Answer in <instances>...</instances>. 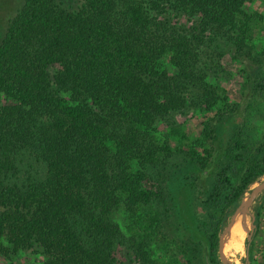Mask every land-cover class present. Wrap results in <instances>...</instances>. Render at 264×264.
<instances>
[{"label":"trees","instance_id":"obj_1","mask_svg":"<svg viewBox=\"0 0 264 264\" xmlns=\"http://www.w3.org/2000/svg\"><path fill=\"white\" fill-rule=\"evenodd\" d=\"M246 1L81 0L71 9L59 0L22 1L0 40V93L23 101L0 105V255L42 247L44 260L29 264H120L119 245L138 264H158L149 245L164 217L151 209L156 193L144 180L172 149L152 128L171 113L212 106L190 142L195 179L180 182L174 197L182 258H171L187 264L201 252L204 264H222L219 232L264 174V130L255 134L247 121L264 98L257 35L264 10H248ZM179 16L191 24L173 20ZM221 41L260 69L229 132L236 104L206 77V59ZM165 55L173 72L160 67ZM25 159L41 170L19 180ZM119 205L126 232L111 218ZM253 209L257 225L260 206Z\"/></svg>","mask_w":264,"mask_h":264},{"label":"rangeland","instance_id":"obj_2","mask_svg":"<svg viewBox=\"0 0 264 264\" xmlns=\"http://www.w3.org/2000/svg\"><path fill=\"white\" fill-rule=\"evenodd\" d=\"M22 1L23 0H0V40L7 28L8 20L21 6ZM59 1L67 8L71 9L75 8L81 0ZM243 6L248 10L263 11L264 0H248ZM177 18H179V21H185L188 25L191 24V22L186 20L185 16H179L173 20ZM257 35L258 39L263 41L264 24ZM217 50H213L212 54H210L211 57L208 56V59H206L210 65V68H207L206 77L209 81L223 86L226 89L228 100L236 104L235 113L232 114L229 117V121L224 124L225 132H229L241 123L240 117L245 111L243 106L246 105L250 84L256 74L260 72V69L255 61V63L250 61V59L245 56L246 54L235 51L232 45H227L224 41H221L220 48L218 47ZM219 52H221V54H219ZM160 67L166 68L170 72L174 71V66L170 62L169 55L162 57ZM66 96L69 97V94H66ZM22 102L23 101L20 99L0 93L1 106L15 107ZM250 110L248 111L250 112L247 119L248 125L256 134L264 130V98H258L255 106ZM214 113L215 108L212 106L192 108L185 113H171L167 118L157 119L152 128L155 138L159 142L167 141L170 143L172 149L167 157L162 156L154 166L151 165L147 168V174L144 180L145 186L151 188L152 192L156 193L151 209L153 212L159 211L161 216L164 217L160 230H157L152 236L149 245L151 257L156 258L158 264H173L171 258L173 256L182 258L179 254L180 233L179 229L176 228L180 220L175 195H177V190L181 186L179 185L180 182L183 183L188 179L193 182L195 179L193 178V175H195L193 172L194 163L189 160V154L192 151L190 142L192 139L201 135V129L205 126L206 120ZM171 128H176L178 131H172ZM216 141L217 143H223L224 137L222 132L217 136ZM197 149L200 152L203 151L202 147H198ZM29 164H31V166H29ZM211 169L212 166L203 169L204 175H210ZM40 170L41 167L39 164L33 162L28 163L25 159L19 164L16 175L19 180H22L28 175H37L40 173ZM263 177L264 174L257 179ZM198 182H200L199 179L197 180V188H200L201 183ZM255 182L250 185L245 192H249ZM201 190L203 191V189ZM202 191L197 194V202H200L203 197ZM262 192L256 195L249 205L248 211L242 210L244 215L242 212L238 213L236 222L231 232L226 237L225 255L232 259L235 264H264V193ZM171 197L174 204H172ZM255 205L260 206V220L257 225H255V223L251 224L252 212H254L253 208ZM149 207L150 205L145 206L144 211L146 212ZM111 218L126 232L125 223L127 220V213L122 206L119 205L114 209ZM180 226L181 225H179V227ZM223 229L219 232V235ZM200 238L201 237H196V240H200ZM247 240L250 246L249 251L247 250ZM185 241L191 242L190 238L186 236ZM191 244L193 243L191 242ZM200 247L203 246L200 244ZM200 253L201 252L197 253V257L192 263L187 264H204ZM115 256L120 264H138L131 250L126 247L118 245ZM44 257L45 255L42 253V247H36L34 250L18 249L10 258H5L0 255V264L41 263Z\"/></svg>","mask_w":264,"mask_h":264},{"label":"water","instance_id":"obj_3","mask_svg":"<svg viewBox=\"0 0 264 264\" xmlns=\"http://www.w3.org/2000/svg\"><path fill=\"white\" fill-rule=\"evenodd\" d=\"M264 190V177L261 179H257V181L255 182L254 186L250 189L249 192H245L241 198L240 201L238 203V205L236 206L234 212L231 214V217L228 221V223H226L223 231L220 233L219 235V243H218V257L221 260L222 263H228V264H235L233 262L232 259L226 257V253L223 250V239L225 234L227 233V231L229 230V228L231 227L232 223L234 222V219L236 217V214L238 211H248L249 205L251 204V202L254 200V198L256 197V195L259 192H262ZM253 214H252V223L253 224Z\"/></svg>","mask_w":264,"mask_h":264},{"label":"bare ground","instance_id":"obj_4","mask_svg":"<svg viewBox=\"0 0 264 264\" xmlns=\"http://www.w3.org/2000/svg\"><path fill=\"white\" fill-rule=\"evenodd\" d=\"M240 212H242V211H238V212H237L236 217H235V219H234V222L232 223L231 227L229 228V230L227 231V233H226L225 236H224V239H223V250H224V252H225V240H226V237H227V235L231 232V229H232L234 223L236 222V219H237L238 213H240ZM242 213H243V215H244V212H242ZM241 218H242V217H241ZM245 220H246V219H245ZM236 226H237V224H236ZM239 227H240V229H241V226H240V225H239ZM239 231H241V230H239ZM242 231H243V230H242Z\"/></svg>","mask_w":264,"mask_h":264}]
</instances>
